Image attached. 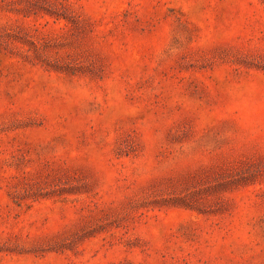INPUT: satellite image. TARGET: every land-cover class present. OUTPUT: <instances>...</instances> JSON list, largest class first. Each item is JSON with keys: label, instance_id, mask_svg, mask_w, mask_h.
<instances>
[{"label": "rangeland", "instance_id": "rangeland-1", "mask_svg": "<svg viewBox=\"0 0 264 264\" xmlns=\"http://www.w3.org/2000/svg\"><path fill=\"white\" fill-rule=\"evenodd\" d=\"M0 264H264V0H0Z\"/></svg>", "mask_w": 264, "mask_h": 264}]
</instances>
